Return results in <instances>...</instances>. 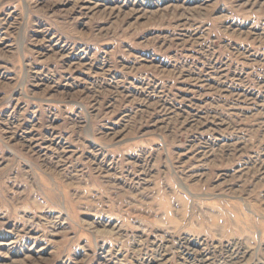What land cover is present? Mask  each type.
<instances>
[{
    "label": "rangeland",
    "instance_id": "obj_1",
    "mask_svg": "<svg viewBox=\"0 0 264 264\" xmlns=\"http://www.w3.org/2000/svg\"><path fill=\"white\" fill-rule=\"evenodd\" d=\"M0 264H264V0H0Z\"/></svg>",
    "mask_w": 264,
    "mask_h": 264
}]
</instances>
